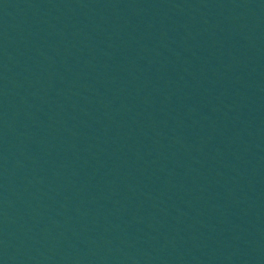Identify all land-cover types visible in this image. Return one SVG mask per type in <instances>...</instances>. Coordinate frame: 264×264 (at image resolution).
I'll return each instance as SVG.
<instances>
[{
	"label": "water",
	"instance_id": "1",
	"mask_svg": "<svg viewBox=\"0 0 264 264\" xmlns=\"http://www.w3.org/2000/svg\"><path fill=\"white\" fill-rule=\"evenodd\" d=\"M0 264H264V0H0Z\"/></svg>",
	"mask_w": 264,
	"mask_h": 264
}]
</instances>
